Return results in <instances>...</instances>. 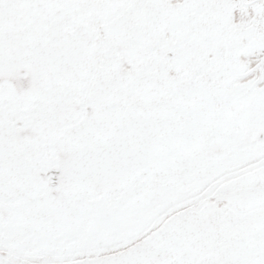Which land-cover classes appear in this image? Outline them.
I'll return each mask as SVG.
<instances>
[{"label":"snow or ice","instance_id":"1","mask_svg":"<svg viewBox=\"0 0 264 264\" xmlns=\"http://www.w3.org/2000/svg\"><path fill=\"white\" fill-rule=\"evenodd\" d=\"M0 264H264V0H0Z\"/></svg>","mask_w":264,"mask_h":264}]
</instances>
